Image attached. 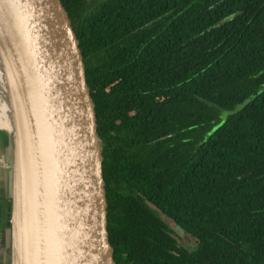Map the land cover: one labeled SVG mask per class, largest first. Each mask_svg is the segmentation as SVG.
Masks as SVG:
<instances>
[{"label": "trees", "instance_id": "obj_1", "mask_svg": "<svg viewBox=\"0 0 264 264\" xmlns=\"http://www.w3.org/2000/svg\"><path fill=\"white\" fill-rule=\"evenodd\" d=\"M60 4L94 105L113 263L264 264V0Z\"/></svg>", "mask_w": 264, "mask_h": 264}, {"label": "water", "instance_id": "obj_2", "mask_svg": "<svg viewBox=\"0 0 264 264\" xmlns=\"http://www.w3.org/2000/svg\"><path fill=\"white\" fill-rule=\"evenodd\" d=\"M0 264H114L101 140L60 0H0Z\"/></svg>", "mask_w": 264, "mask_h": 264}, {"label": "rangeland", "instance_id": "obj_3", "mask_svg": "<svg viewBox=\"0 0 264 264\" xmlns=\"http://www.w3.org/2000/svg\"><path fill=\"white\" fill-rule=\"evenodd\" d=\"M88 1H99V0H88ZM249 100H250V98L245 100L243 103L235 106V108L231 112H223L222 113V119H224L228 115L235 113L236 111L240 110L245 104H247L249 102ZM152 209L155 211L157 216H159V218L168 226L169 230L171 231V235L174 237V239L176 240L177 244L180 247L186 249L187 251H192L195 249L196 241L190 235H188L185 232L177 229L174 226V224L169 219H167L160 211H158L155 208H152Z\"/></svg>", "mask_w": 264, "mask_h": 264}, {"label": "bare ground", "instance_id": "obj_4", "mask_svg": "<svg viewBox=\"0 0 264 264\" xmlns=\"http://www.w3.org/2000/svg\"><path fill=\"white\" fill-rule=\"evenodd\" d=\"M0 86H2L1 75H0ZM1 127L9 129L8 118H7V108L5 104L0 100V128Z\"/></svg>", "mask_w": 264, "mask_h": 264}]
</instances>
